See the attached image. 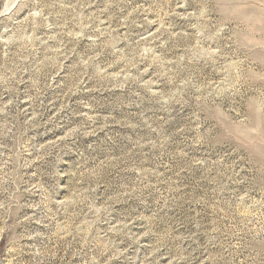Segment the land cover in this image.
Returning a JSON list of instances; mask_svg holds the SVG:
<instances>
[{
	"label": "rangeland",
	"instance_id": "374dc122",
	"mask_svg": "<svg viewBox=\"0 0 264 264\" xmlns=\"http://www.w3.org/2000/svg\"><path fill=\"white\" fill-rule=\"evenodd\" d=\"M2 264H264V0H0Z\"/></svg>",
	"mask_w": 264,
	"mask_h": 264
},
{
	"label": "water",
	"instance_id": "95a60500",
	"mask_svg": "<svg viewBox=\"0 0 264 264\" xmlns=\"http://www.w3.org/2000/svg\"><path fill=\"white\" fill-rule=\"evenodd\" d=\"M0 264H2L1 261H0Z\"/></svg>",
	"mask_w": 264,
	"mask_h": 264
}]
</instances>
